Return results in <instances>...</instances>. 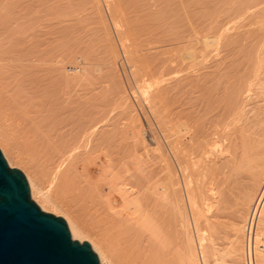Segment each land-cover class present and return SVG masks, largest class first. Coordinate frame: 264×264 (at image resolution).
Here are the masks:
<instances>
[{
    "label": "bare ground",
    "instance_id": "1",
    "mask_svg": "<svg viewBox=\"0 0 264 264\" xmlns=\"http://www.w3.org/2000/svg\"><path fill=\"white\" fill-rule=\"evenodd\" d=\"M0 150L101 264H264V0H0Z\"/></svg>",
    "mask_w": 264,
    "mask_h": 264
},
{
    "label": "water",
    "instance_id": "2",
    "mask_svg": "<svg viewBox=\"0 0 264 264\" xmlns=\"http://www.w3.org/2000/svg\"><path fill=\"white\" fill-rule=\"evenodd\" d=\"M0 264H100L90 243L74 240L62 217L32 200L24 173L1 150Z\"/></svg>",
    "mask_w": 264,
    "mask_h": 264
},
{
    "label": "rangeland",
    "instance_id": "3",
    "mask_svg": "<svg viewBox=\"0 0 264 264\" xmlns=\"http://www.w3.org/2000/svg\"><path fill=\"white\" fill-rule=\"evenodd\" d=\"M79 5H80V7H79V5H78V7L79 8H81L82 7V4L79 2L78 3ZM58 9V8H57ZM56 9V11H54L53 12V15H52V31L54 32V34H53V36H52V39H54V41H56V42H54V44L53 45H56V52L58 51V53L61 55V54H64L65 53V51L67 50L68 51V49H69V47L68 46H70L71 47V49H72V47L74 46V44H73V41L72 40H74V39H72V33H71V35L70 34H68V32L66 33L65 31H64V25L63 24H60V21H61V19L59 18V12H57L58 10ZM87 12L86 11H84L83 9L81 10L80 9V16H81V14H82V16L84 15L85 16V14H86ZM63 19V18H62ZM66 33V34H65ZM70 33V32H69ZM61 35H63V36H61ZM56 36V37H55ZM66 36V37H65ZM65 37V38H64ZM64 38V39H63ZM62 39H63V41L65 42H68V43H63V41H62ZM66 39V40H65ZM68 39H70V40H68ZM63 43V44H62ZM70 43V44H69ZM71 43L73 44L72 46H71ZM68 45V46H67ZM119 46V48H120V45H118ZM58 47V48H57ZM68 48V49H67ZM70 49V50H71ZM74 49H75V47H74ZM74 49H72V51L74 50ZM69 50V51H70ZM119 50H121V48L119 49ZM122 51V50H121ZM120 51V52H121ZM62 52V53H61ZM71 52V51H70ZM122 53V52H121ZM66 54H67V52H66ZM70 54V53H69ZM72 55H73V52L71 53ZM75 54V53H74ZM71 56V55H70ZM121 59V60H120ZM117 71L119 72V76H118V72L116 73L117 74V77H118V79H117V77H116V74H114V76H113V78L115 79V80H118V81H122V83H123V85H124V87H126V91L128 92V94H130L129 96H131L130 98L133 100L132 102H134V107H136V112H137V114H138V116H139V118H141L140 119V122H141V124L143 123V125H142V129H143V132H144V137L146 138V140L148 141V143H149V145L151 146V147H149V149H147L148 151H146V156L149 158V157H151L152 156V153L151 152H155V147H157V142L159 141V140H161L164 144V146H165V148H167L166 150H168V153H169V151H171L170 150V148L168 147V144H167V141H166V138H165V136H164V134H162L163 132H161L160 131V129H159V127L157 126V124H156V122L154 121V119H152V117H147V115H146V113L145 112H147V110H148V108H147V106L144 104V98H143V85H144V82L142 83V81H143V79H145V78H143L142 80H141V78L140 77H138L139 76V74L137 75V73H136V71L134 70V67H133V64L126 58V57H124V55L122 54L121 56H120V58H119V61L117 62ZM132 64V65H131ZM133 72V73H132ZM96 74H99V76L97 75V77H96V75H95V77L97 78V80H99L100 81V84L101 83H104L103 81H106V79L108 78L106 75V73H104V72H96ZM104 75V76H103ZM140 76H141V74H140ZM99 77V78H98ZM120 77V78H119ZM121 77H122V79H121ZM138 77V78H137ZM130 78V79H129ZM101 79L103 80V81H101ZM120 79V80H119ZM136 79V80H135ZM96 80V83L98 82ZM124 80V81H123ZM139 80V81H138ZM117 82V81H116ZM125 82V83H124ZM128 82V83H127ZM139 82V83H138ZM143 84V85H142ZM98 85V84H97ZM142 87V88H141ZM133 88H135V89H133ZM134 91H132V90ZM139 89V90H138ZM141 89H142V92H141ZM137 90H138V93H137ZM139 91L141 92L140 94H139ZM136 93V94H135ZM134 94V95H133ZM137 95V96H136ZM141 97H140V96ZM143 100V102L140 100V98ZM145 105V106H144ZM143 107H146L145 109L143 108ZM143 108V109H142ZM149 119H151V120H149ZM148 120V121H147ZM149 123V124H148ZM151 126V127H150ZM152 129H153V131H152ZM157 131V133H155ZM155 134V135H154ZM156 134H157V136H156ZM155 136H156V138H155ZM160 138V139H159ZM158 140V141H157ZM164 140V141H163ZM160 141V142H161ZM160 142H158V143H160ZM170 154V156H172V153H169ZM32 198V197H31ZM32 200H34L33 198H32ZM35 201V200H34ZM35 203L38 205V203L35 201ZM39 206V205H38ZM44 212H46V213H51V214H53L52 212H48V211H44ZM53 215H55V214H53ZM56 216H59V215H56ZM59 217H62V216H59ZM63 218V217H62ZM74 240H76V239H74ZM79 241V240H78ZM80 242V241H79ZM82 243V242H81ZM225 247V246H224ZM223 246H222V248H220V249H222V251L223 252H221L220 254L222 255V253H223V255H224V253H225V251L227 252V248L226 249H223L224 248ZM225 250V251H224ZM95 252V251H94ZM96 253V252H95ZM222 255V256H223ZM222 256L220 257V256H217L218 258H222ZM225 257H223V259L225 258V261H226V263L224 262V260L223 259H221L220 261H223L222 262V264L224 263V264H231V262L230 261H232V259H230V258H228V257H226V253H225V255H224ZM227 256H229V257H231L230 255H228V252H227ZM217 257H215L213 260H217L218 258ZM227 259V260H226ZM219 260V259H218ZM214 261L215 263L214 264H220V262L219 261ZM100 264H101V262H100ZM232 264H233V261H232Z\"/></svg>",
    "mask_w": 264,
    "mask_h": 264
}]
</instances>
